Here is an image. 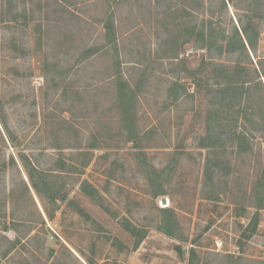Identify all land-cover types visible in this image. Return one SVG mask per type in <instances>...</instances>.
Returning a JSON list of instances; mask_svg holds the SVG:
<instances>
[{
	"label": "rangeland",
	"instance_id": "obj_1",
	"mask_svg": "<svg viewBox=\"0 0 264 264\" xmlns=\"http://www.w3.org/2000/svg\"><path fill=\"white\" fill-rule=\"evenodd\" d=\"M230 3L0 0V264H264V209L247 228L264 143L228 148L240 179L208 199L209 97L189 94L208 56L191 32L230 35L249 0Z\"/></svg>",
	"mask_w": 264,
	"mask_h": 264
},
{
	"label": "trees",
	"instance_id": "obj_2",
	"mask_svg": "<svg viewBox=\"0 0 264 264\" xmlns=\"http://www.w3.org/2000/svg\"><path fill=\"white\" fill-rule=\"evenodd\" d=\"M233 1L221 0V5L224 8L227 2L235 5ZM259 5H263L262 1L249 0L244 16L238 15L239 26L232 25L230 35H218L211 28L191 32L202 41L199 48H206L208 52V56H204L196 67L188 69L193 87L190 96L193 98L204 92L209 97L203 133L198 135V146L208 151L203 167V182L211 192L207 195L208 199L217 200L221 194H226L230 177L235 175L237 178L238 173L226 157L227 149L230 148L237 157H245L253 154L257 145L260 149L264 143V57L255 54L259 36L258 20L262 16L257 8ZM4 15L0 8V21H5ZM10 20L14 19H6L7 22ZM250 52L256 58L255 62L250 58ZM222 55L231 56V61H217ZM174 86L180 87L181 84L175 82ZM184 92L187 94L185 89L180 93ZM179 96L176 95L175 99ZM259 166L260 171L254 178L250 192L252 206L256 210L248 223L250 231L256 229L259 211L264 209V160ZM238 177L240 179L239 174ZM223 182L226 187L219 189ZM33 186L36 188L37 185L33 182ZM246 196L240 198L244 200L248 198ZM240 209L239 214L244 213L243 205ZM195 257V251L191 249L188 264H195ZM228 258L231 259L229 264L235 262L233 255Z\"/></svg>",
	"mask_w": 264,
	"mask_h": 264
},
{
	"label": "built area",
	"instance_id": "obj_3",
	"mask_svg": "<svg viewBox=\"0 0 264 264\" xmlns=\"http://www.w3.org/2000/svg\"><path fill=\"white\" fill-rule=\"evenodd\" d=\"M216 245H217L218 247H221V245H222V241H221V240L216 241Z\"/></svg>",
	"mask_w": 264,
	"mask_h": 264
}]
</instances>
